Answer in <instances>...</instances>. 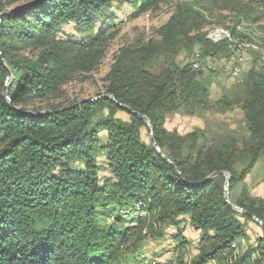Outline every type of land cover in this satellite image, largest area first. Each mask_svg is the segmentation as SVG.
Segmentation results:
<instances>
[{"label":"trees","instance_id":"trees-1","mask_svg":"<svg viewBox=\"0 0 264 264\" xmlns=\"http://www.w3.org/2000/svg\"><path fill=\"white\" fill-rule=\"evenodd\" d=\"M117 1L0 0V264H119L124 251L162 234L156 225L176 227L183 218L201 234L197 253L176 264H264V237L243 252L235 249L247 239L248 214L264 224V201L246 188L230 196L264 154V73L249 72L239 101L247 139L200 147L197 135L182 137L164 127L168 113L192 114L209 103L202 69L179 66L178 51L197 47L202 56L231 55L227 40L206 38L205 7L176 3L157 42L115 55L105 97L64 103L63 87L96 71L116 38ZM128 1L138 16L172 0ZM255 2L257 9L245 10L240 20H264V0ZM69 25L76 36L65 35ZM39 111L49 113L26 114ZM118 111L128 121L116 118ZM140 115L169 162L142 139L147 126ZM98 152L110 173L103 182ZM214 172L229 175V202L248 214L225 202L223 176L205 181ZM136 203V217L107 219L108 207L133 210ZM102 215L106 224L99 222ZM174 238L178 248L187 244L179 230Z\"/></svg>","mask_w":264,"mask_h":264},{"label":"rangeland","instance_id":"rangeland-1","mask_svg":"<svg viewBox=\"0 0 264 264\" xmlns=\"http://www.w3.org/2000/svg\"><path fill=\"white\" fill-rule=\"evenodd\" d=\"M178 2H189L207 9L205 13L209 24L203 29L206 35L211 29H225L230 32V29L234 27L235 37H243L245 33H250V38L252 41L254 40V46L258 49H255L256 52L253 50L252 53L247 52L245 54L246 67L244 71L246 73H244L239 85L228 77L225 69H229V65L224 54L214 57L202 56L197 47L191 50L186 48L179 50L175 55V61L179 66L197 62L203 67L204 70L201 71V75L208 82L209 103L206 107H197L192 114L185 109L168 113L164 124L165 129L170 132L175 131L182 137H188L191 134L197 135L200 147L221 146L222 144H228L230 140L247 139L249 134L239 101L246 87L249 72L255 70L264 73V63L259 64L261 57L259 55L264 53V30L261 29L264 26V20L258 24H251V22L245 19L240 20V18L243 17L245 10L252 7L257 9L255 0H217L213 4H206L205 0H172L160 5L153 11L138 16L135 15L133 4L129 3L128 0L117 1L112 8L115 15L114 23L119 29L116 38L110 43L106 55L96 71L90 73L84 79L74 80L63 87L64 103L97 98L98 95L104 94L105 85L107 84L106 75L111 68L115 55L122 48L131 50L151 41L157 42L159 40L158 29L168 21L174 12L175 4ZM240 22H243L247 27L239 30ZM64 33L65 35L76 36L72 25L64 27ZM227 53L228 51L225 50V55ZM163 63L164 59H161L158 65L162 66ZM244 78H246L245 82ZM104 113L107 114L106 111ZM114 116L123 121L129 119L123 111L114 113ZM140 132L142 139L148 142V128H142ZM99 139L100 145H105L106 133L101 132ZM103 155L102 152L97 154L101 182L110 176ZM239 167L236 165L237 169ZM227 176L229 178L228 174ZM243 188L247 189L252 198L264 201V154L246 175L244 181L235 185L230 194L231 198L234 200L239 197ZM140 216L143 217L144 215L141 214ZM144 217L150 218L149 216ZM99 222L106 224L105 215L100 216ZM158 229H161L162 234L160 236L148 237L137 248L124 251L119 264H143L144 261L148 264H176L179 261L185 263L189 262L197 253L198 243L193 239V233L196 230L190 226L187 220L184 219L176 227L168 225L160 228L156 225V230L158 231ZM178 230L181 237H184L187 241V244L182 248H178L180 239L174 238ZM246 231L247 239L236 244L235 249L237 252L247 250L248 247L255 245L258 237H263L262 230L253 220L246 222ZM197 233L200 238L201 231H197ZM209 264L219 263L209 262Z\"/></svg>","mask_w":264,"mask_h":264},{"label":"bare ground","instance_id":"bare-ground-1","mask_svg":"<svg viewBox=\"0 0 264 264\" xmlns=\"http://www.w3.org/2000/svg\"><path fill=\"white\" fill-rule=\"evenodd\" d=\"M244 27H247V25H245L243 22H240L238 29L241 30ZM250 35H251L250 33H245L243 37H235V35L232 36L231 33L225 29H215V30L211 29V31H208L206 38L208 39V41H212L214 43H219L220 41L227 40V42L229 43V47L231 49V55H230L231 60H230V57H228L227 63L229 65V69H234V67H243V60L240 59L239 55H243L244 52H251V51L253 52V50L258 49L256 46H254V43H253L254 40L252 41V39L250 38ZM254 52H256V50ZM259 56H261L259 60L260 62L259 64L262 65L264 63V53H261V55ZM194 68L196 69L201 68L202 70H204L203 67L200 65V63H197V62L194 64ZM244 73L246 72L244 71ZM244 73L237 74L238 82L242 80V78L244 77ZM131 208H133V210L129 208L128 209L127 208L111 209L110 207H108L107 215H106L107 219L112 220L116 216H121L124 219H128V218L130 219L131 217H134L139 214L141 203H136ZM151 264H156V263H151Z\"/></svg>","mask_w":264,"mask_h":264},{"label":"water","instance_id":"water-1","mask_svg":"<svg viewBox=\"0 0 264 264\" xmlns=\"http://www.w3.org/2000/svg\"><path fill=\"white\" fill-rule=\"evenodd\" d=\"M4 63V62H3ZM2 96L5 98V99H8L6 93L3 91L2 93ZM106 95H102L101 97H105ZM97 98H87V99H83L81 101H79L78 103H76L75 106H79L80 104L84 103V102H88V101H94L96 100ZM112 100H114L113 97H111ZM117 106L122 109L123 111H126L127 113L129 114H132L134 113L130 108H128L127 106L123 105V104H120L118 103ZM45 113H49L48 111H39L37 113H29V112H26V114L30 115V116H42L43 114ZM140 117L143 119L144 123L146 124L148 130H149V143L150 145L155 149L156 152H158L162 157H164V155L162 154V152L160 151L158 145L155 143V140L153 138V131H152V128L150 126V122L149 120L143 116V115H140ZM165 158V157H164ZM166 159V158H165ZM166 161H168V159H166ZM169 162V161H168ZM217 176H223L224 179H225V183H224V199H225V202L227 204H229V206L235 210V211H238L240 213H245V214H248L246 213L245 211H243L242 209H240L239 207H237L236 205L232 204L229 202V199H228V194H227V190H228V183H229V178L227 176V174L225 172H214L212 173L210 176H208L206 178L205 181H208L214 177H217ZM250 218L260 227V229L262 230L263 232V237H264V224L255 216L253 215H250Z\"/></svg>","mask_w":264,"mask_h":264},{"label":"built area","instance_id":"built-area-1","mask_svg":"<svg viewBox=\"0 0 264 264\" xmlns=\"http://www.w3.org/2000/svg\"><path fill=\"white\" fill-rule=\"evenodd\" d=\"M247 52H244L243 55H239L240 59L243 60V67H234V69H225L228 73L229 79H231L234 83H237L239 85L240 82L237 81V74H243L245 67H246V61H245V54ZM231 60V56H230Z\"/></svg>","mask_w":264,"mask_h":264},{"label":"crops","instance_id":"crops-1","mask_svg":"<svg viewBox=\"0 0 264 264\" xmlns=\"http://www.w3.org/2000/svg\"><path fill=\"white\" fill-rule=\"evenodd\" d=\"M183 219H185V218H183ZM194 235H193V239H195V241H197V243H198V240H199V236H198V233H197V231H195V233H193ZM196 243V244H197ZM143 264H147V262L146 261H144V263ZM209 264V263H208Z\"/></svg>","mask_w":264,"mask_h":264}]
</instances>
